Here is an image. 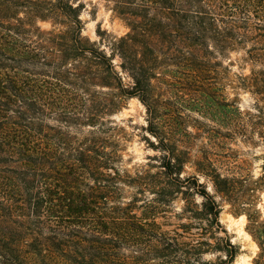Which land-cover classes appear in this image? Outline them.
I'll list each match as a JSON object with an SVG mask.
<instances>
[{"label":"trees","instance_id":"trees-1","mask_svg":"<svg viewBox=\"0 0 264 264\" xmlns=\"http://www.w3.org/2000/svg\"><path fill=\"white\" fill-rule=\"evenodd\" d=\"M101 1L124 34L84 35L81 0H0V264H228L238 247L222 202L245 214L264 264V217L241 181L162 124L171 110H221L226 133L244 134L227 88L264 117V0ZM130 98L157 152L132 169L114 119Z\"/></svg>","mask_w":264,"mask_h":264},{"label":"rangeland","instance_id":"rangeland-1","mask_svg":"<svg viewBox=\"0 0 264 264\" xmlns=\"http://www.w3.org/2000/svg\"><path fill=\"white\" fill-rule=\"evenodd\" d=\"M84 8L81 11V19L84 21L83 34L91 40H98L97 28L113 35H122L127 28L121 20L114 17L101 0H81ZM42 28H48V23H40ZM237 55L232 54L231 58ZM244 74L249 73V66L238 70ZM229 96L235 92L239 98L242 110L236 125L244 128V134L240 132L228 135L227 127L223 121L221 110H171L175 116L165 119L162 124H174L178 128L185 129L187 134L182 141L189 148L193 159L200 155L208 154L219 172L228 176H235L237 192L245 194L248 202L253 203V208L264 217V180L260 177L264 174V141L258 134V130L264 129V117L253 108L254 97L248 92L226 89ZM170 112V110H162ZM114 119L125 128L128 136L125 151V166L129 169L147 162V157L157 154L150 149L143 139L147 135L141 129L145 126V110L143 105L135 98H130L125 107L114 116ZM152 139V138H151ZM234 166V168L232 167ZM233 168L227 170L226 168ZM184 174H197L191 164L185 166ZM200 182L206 185L210 191V183L203 176L197 174ZM260 186V187H259ZM262 186V187H261ZM258 187V188H257ZM218 199V198H217ZM200 202L199 197L196 198ZM219 221L230 241L238 247L237 254L228 264H253V258L258 252L255 241L246 230L247 218L245 214L235 215L228 202H222ZM174 210L180 211L182 200L174 202ZM224 235L223 232H221ZM219 254L207 253L202 259L215 261Z\"/></svg>","mask_w":264,"mask_h":264}]
</instances>
